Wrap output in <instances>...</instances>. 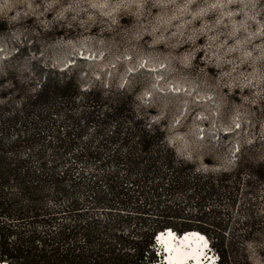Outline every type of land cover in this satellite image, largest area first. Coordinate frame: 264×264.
Masks as SVG:
<instances>
[{"label":"trees","instance_id":"trees-1","mask_svg":"<svg viewBox=\"0 0 264 264\" xmlns=\"http://www.w3.org/2000/svg\"><path fill=\"white\" fill-rule=\"evenodd\" d=\"M16 53L0 63V263H156L155 238L168 229L205 234L219 264L248 260L264 213L249 202L234 226L238 186L257 196L264 157L246 166L251 181L249 151L231 173H203L179 157L140 84L85 86L86 58L65 68L33 59L35 83L11 65Z\"/></svg>","mask_w":264,"mask_h":264},{"label":"rangeland","instance_id":"rangeland-1","mask_svg":"<svg viewBox=\"0 0 264 264\" xmlns=\"http://www.w3.org/2000/svg\"><path fill=\"white\" fill-rule=\"evenodd\" d=\"M28 5L20 0H0V63L21 48L22 57L10 63L30 73L37 83L31 69L33 59L45 66L65 68L75 59L86 58L87 63L82 65L85 86L95 80L119 88L125 84L143 86L138 99L156 108L157 120L167 122L169 142L179 157L195 163L203 173H231L237 169L240 150L249 151L255 157H241L245 166L243 182L252 180L246 166L261 162L264 157V105L241 109L238 97L221 99L201 82L177 75L166 60L121 47L118 37L97 26L87 30V26L76 24L69 27L63 19H54L55 10L40 16L42 8ZM41 21L52 23L45 27ZM134 70L146 73L133 78ZM206 159L212 163L208 164ZM253 182L257 196L249 194V185L238 186L240 196L234 223L237 228L245 222L243 211L249 202L254 210L264 213V180L253 178ZM246 246L248 260L242 258L237 264H264V231Z\"/></svg>","mask_w":264,"mask_h":264},{"label":"clouds","instance_id":"clouds-1","mask_svg":"<svg viewBox=\"0 0 264 264\" xmlns=\"http://www.w3.org/2000/svg\"><path fill=\"white\" fill-rule=\"evenodd\" d=\"M28 6L42 8L40 16L55 10L54 19L69 27L97 26L121 47L166 60L177 75L221 99L238 97L241 109L264 105V0H31Z\"/></svg>","mask_w":264,"mask_h":264},{"label":"bare ground","instance_id":"bare-ground-1","mask_svg":"<svg viewBox=\"0 0 264 264\" xmlns=\"http://www.w3.org/2000/svg\"><path fill=\"white\" fill-rule=\"evenodd\" d=\"M167 231V233L165 231L160 232L161 234L159 235L160 243L165 244L168 251L167 261L171 264H185L189 256L194 255L195 264H197L204 254L205 245L203 244V238H207V236L200 232L190 231L185 233L183 237V235L180 236L172 229H168ZM189 245L192 247L191 250L188 249ZM0 264L8 263L1 262Z\"/></svg>","mask_w":264,"mask_h":264},{"label":"built area","instance_id":"built-area-1","mask_svg":"<svg viewBox=\"0 0 264 264\" xmlns=\"http://www.w3.org/2000/svg\"><path fill=\"white\" fill-rule=\"evenodd\" d=\"M216 256H219L217 252L214 253Z\"/></svg>","mask_w":264,"mask_h":264},{"label":"water","instance_id":"water-1","mask_svg":"<svg viewBox=\"0 0 264 264\" xmlns=\"http://www.w3.org/2000/svg\"><path fill=\"white\" fill-rule=\"evenodd\" d=\"M159 234V233H158ZM181 236V234H179ZM183 235V234H182Z\"/></svg>","mask_w":264,"mask_h":264},{"label":"snow or ice","instance_id":"snow-or-ice-1","mask_svg":"<svg viewBox=\"0 0 264 264\" xmlns=\"http://www.w3.org/2000/svg\"><path fill=\"white\" fill-rule=\"evenodd\" d=\"M171 235V234H170Z\"/></svg>","mask_w":264,"mask_h":264}]
</instances>
